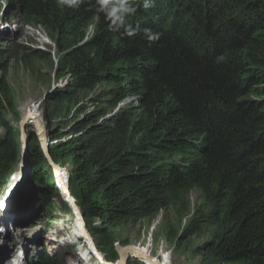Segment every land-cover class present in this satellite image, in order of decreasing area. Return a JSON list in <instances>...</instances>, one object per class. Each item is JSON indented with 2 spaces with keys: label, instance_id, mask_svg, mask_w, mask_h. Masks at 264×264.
<instances>
[{
  "label": "trees",
  "instance_id": "obj_1",
  "mask_svg": "<svg viewBox=\"0 0 264 264\" xmlns=\"http://www.w3.org/2000/svg\"><path fill=\"white\" fill-rule=\"evenodd\" d=\"M4 2L21 24L40 26L54 41L61 54L56 71L73 80L71 87L90 92L108 86L95 100L105 98L111 111L127 97L139 98L137 106L112 116L106 109L88 113L81 127L69 130L80 135L51 150L56 164L76 159L70 192L85 218L98 221L87 229L107 250V261L117 259L110 228L163 210L180 214L187 195L196 191L190 226L199 219L215 231L197 254L212 264H264V0H155L128 17L133 26L159 34L150 46L142 34L110 32L87 4L68 9L57 7L56 0ZM1 42L5 127L15 100ZM23 49L14 46L15 58L41 54ZM221 55L225 59L217 62ZM68 103L67 95L56 102L55 117ZM10 145L0 139L2 180L18 158ZM31 152L37 167L39 160L46 162L41 150L42 159L35 158L34 148ZM45 180L54 185L51 170ZM62 207L73 216L67 202Z\"/></svg>",
  "mask_w": 264,
  "mask_h": 264
},
{
  "label": "rangeland",
  "instance_id": "obj_2",
  "mask_svg": "<svg viewBox=\"0 0 264 264\" xmlns=\"http://www.w3.org/2000/svg\"><path fill=\"white\" fill-rule=\"evenodd\" d=\"M4 1L0 0V40L3 41L1 44L7 55L3 58L2 65L7 66V81L15 100V112L7 114L4 121L5 127L0 126V139L11 141L12 145L9 146L8 151L15 148V151L18 152L20 148H24L25 156L23 162L20 161L21 164L19 162L16 169L12 171V178L6 185H1L6 178L4 180L0 178V198L2 197L0 202L9 199L17 185L22 184V194L18 199L20 204L17 201V204L8 212H15L21 207L16 215L19 219L23 218L18 222L11 221L7 225L17 224L19 225L17 227L21 226L22 229L26 227V229L34 230L35 233L32 235L22 234L20 236L22 241L32 240L37 246L32 251L23 252L22 257L17 256V259L12 256L11 247L8 251L1 249L0 264H18V262H20L19 264H99L87 242L81 236L74 240L71 239L70 235L75 219L62 207V203L66 201L57 188L59 186L57 182L54 185L46 183L45 179L50 175L48 164L39 160L37 167L31 149L36 150V159H42L39 152L41 150L40 143L37 139L39 133L36 132L34 124L24 125L23 121L28 111L33 112L37 117L41 113L44 123L42 131L50 140V150H53L61 143L62 139L59 141L57 139V143L51 141L52 138L58 134L63 136L72 134L69 133V130L81 127L88 113L95 112L97 109H106L107 116H112L116 112L106 108L105 98L99 101L95 100L101 91L109 88L100 84L92 91L84 92L71 87L73 80L60 71H56L61 54L54 41L39 27L22 26L21 23L17 25L18 15L16 13L10 15L11 8H7ZM182 5L185 7L184 16L188 15L187 8L189 7L185 1ZM136 20L137 16H134L133 21ZM91 34L92 31L89 30L87 37L89 38ZM42 37L46 38L45 42L42 41ZM16 44L25 48L22 51L29 55L34 56L38 51L41 54L38 57H32V59H24L22 55L15 58L13 50ZM51 61L53 62L52 66ZM63 95L70 97V103L64 105L60 115L55 117L56 102ZM137 104H127L120 108L137 106ZM57 164L65 169L68 179L74 178L78 166L76 159L68 158L58 161ZM2 165L0 164V170ZM26 195L29 202H25L24 205L22 202L26 199ZM198 202V192L191 191L183 204V208L186 209L182 213L176 214L173 209L163 210L154 217L145 218L119 228H110L108 237L114 239L115 249L128 245L143 247L150 235L153 244L150 251L152 257H156L159 252H162L167 253L170 264H212L202 255H198L196 249L215 234L214 229L199 219L192 227L190 226ZM8 212L2 211L0 215H3L6 220H11L12 218L6 214ZM85 219L88 228H94V225L98 223L90 216H86ZM1 224L3 225L4 222ZM46 235H49L48 237L51 235L55 240H49L48 242L51 243L48 244L45 239ZM0 236L2 235L0 234ZM94 243L102 258L107 260V250L101 247L99 242ZM50 248L54 251H50ZM116 261L110 264H115ZM132 263L144 264L138 258L129 255L125 264Z\"/></svg>",
  "mask_w": 264,
  "mask_h": 264
},
{
  "label": "water",
  "instance_id": "obj_3",
  "mask_svg": "<svg viewBox=\"0 0 264 264\" xmlns=\"http://www.w3.org/2000/svg\"><path fill=\"white\" fill-rule=\"evenodd\" d=\"M28 119L32 120L33 122L35 120L34 116L30 112L28 113V115L26 117V121ZM34 125H35L37 132L39 133V143H40L41 152L44 156L46 163L48 164V167L53 172L55 180H57V182L61 188V191H62V194H63L65 201L71 207L73 216L77 220L78 227H79V230L81 233V237L83 238V240L85 242H87L89 248L92 250V253L96 257V260L99 262V264H110V262H108L107 260H104L102 258L101 253H99L97 251L96 245L94 243L95 241L90 236V234L88 232L84 213L79 208L76 199L72 196V194L70 192L69 179L66 181L62 180L61 168L58 164L54 163V161L51 158L50 140L46 137V135L41 133L40 128L39 129L37 128L36 122H34ZM24 156H25L24 148H20V150L18 152V158H17L16 164H15L13 170L16 169V166L18 165V163L20 161L23 162ZM20 164H21V162H20ZM11 173L8 176L9 179L7 177L5 179V181H3L1 183L2 186L6 185L8 183V181L10 180V178H12ZM21 194H22V184L19 183L17 185V187L11 193L9 199L0 202V212L8 211L9 209H11L14 206V204L17 203ZM115 252H116L117 257H118V260L116 261L115 264H125L126 259L130 254L135 255V257L138 258L140 261H142L144 264H159L158 262L152 261L146 255L142 254V252H140L136 247L131 246V245L124 246V247H117V248H115Z\"/></svg>",
  "mask_w": 264,
  "mask_h": 264
},
{
  "label": "clouds",
  "instance_id": "obj_4",
  "mask_svg": "<svg viewBox=\"0 0 264 264\" xmlns=\"http://www.w3.org/2000/svg\"><path fill=\"white\" fill-rule=\"evenodd\" d=\"M56 3L57 7L68 9H78L81 5L85 4L91 6L96 13V20L99 21L103 17L108 30L119 34L121 37L130 38L142 34L144 39L149 42V46L152 42L159 39V34L153 32L151 28L141 29L139 25L133 26L128 22V17L135 14L138 8H151L154 6L155 0H56ZM18 19L17 17V22H19ZM224 59V56L221 55L217 57V62H222ZM136 98L139 101V98ZM41 129L43 130L42 127ZM43 134L46 135L44 132ZM37 139L39 141V138ZM48 243L50 244V242Z\"/></svg>",
  "mask_w": 264,
  "mask_h": 264
},
{
  "label": "bare ground",
  "instance_id": "obj_5",
  "mask_svg": "<svg viewBox=\"0 0 264 264\" xmlns=\"http://www.w3.org/2000/svg\"><path fill=\"white\" fill-rule=\"evenodd\" d=\"M31 113L33 116V112L31 111H28L27 114L24 116V125L26 124H30V123H34L36 122L37 123V128L41 129L44 128V123L41 119V113L39 114V117L37 116H34V122L32 120L30 121H26V117L28 115V113ZM45 117V116H44ZM29 120V119H28ZM21 126V125H20ZM33 127V126H32ZM35 132V131H34ZM41 133L43 134V131L41 129ZM27 163L29 164L28 160H27ZM27 166V165H26ZM30 168V167H29ZM61 168V166H60ZM27 170V169H26ZM61 172H62V180L63 181H66L68 180V176L66 175V171L65 169H62L61 168ZM28 177V176H27ZM71 179V178H70ZM69 179V180H70ZM55 182H57V180H55ZM29 182L26 184V187L28 186ZM57 185L58 182H57ZM57 188L59 189L61 195L62 194V191H61V188L60 186H57ZM60 195V194H59ZM27 196V195H26ZM2 199V197L0 198V200ZM64 200V199H63ZM22 201H23V198H22ZM29 202V199H28V196L26 197V199L22 202L24 205H25V202ZM18 203L20 204V200L18 201ZM17 204V203H16ZM22 204V205H23ZM28 204V203H27ZM79 204V203H78ZM15 205V204H14ZM14 207V206H13ZM21 207H19L18 209L12 212H8L6 213L8 215V217L12 218L11 220H6L5 217H3V215H0V234L2 236H0V251L1 249H6L7 251L10 249L11 247V250H12V256L17 259L16 257H22V254L23 252H28V251H32L35 249V247L37 246V244H34L31 241H22V237L20 235L22 234H28V235H32L35 233L34 230H30V229H26V227L24 229L20 227H17L19 225H13V226H9L7 224H9L11 221H20L21 219H19V217L16 215L17 214V211L20 209ZM28 211V210H27ZM2 214V213H1ZM28 214H29V211H28ZM74 218V217H73ZM75 219V218H74ZM4 222V224L2 225L1 223ZM74 222V221H73ZM6 223V225H5ZM155 223V222H154ZM72 226V225H71ZM155 227V225H154ZM14 233V234H13ZM151 233V232H150ZM50 234V233H49ZM10 236V237H9ZM49 235H46L45 236V239L47 240L46 242H48L49 240H55L53 237H48ZM71 239L74 240L75 238L77 237H80L81 236V233H80V230H79V227H78V223H77V220L75 219V223H73V228H72V231H71ZM150 236V235H149ZM148 236L147 238V241H146V244L145 246L141 247V246H134L136 247L140 252H142V254L146 255L148 258H150L152 261L154 262H158L159 264H170V258L169 256L167 255V253H162V252H159L158 255L156 257H152L151 254H150V251L153 247V244L151 243V239L150 237ZM33 239V238H32ZM51 243V242H50ZM48 248V247H47ZM161 248V247H160ZM4 251V250H3ZM50 251H54L52 248H50ZM80 251V250H79ZM165 251V250H164ZM166 252V251H165ZM86 253V252H85ZM25 254V253H24ZM39 254H41V252H39ZM38 254V255H39ZM92 254V253H91ZM130 255H133V254H130ZM135 257V255H133ZM136 258V257H135ZM37 259V258H36ZM85 259V258H84ZM108 260V259H107ZM15 262V260H14ZM94 262V261H93ZM20 262H18L19 264ZM141 263V262H140Z\"/></svg>",
  "mask_w": 264,
  "mask_h": 264
},
{
  "label": "built area",
  "instance_id": "obj_6",
  "mask_svg": "<svg viewBox=\"0 0 264 264\" xmlns=\"http://www.w3.org/2000/svg\"><path fill=\"white\" fill-rule=\"evenodd\" d=\"M16 23H17V25H19L20 22H16ZM21 25L22 26H27V25H23V24H21ZM37 27L41 28L40 26H37ZM42 41L45 42L46 41V38H43L42 37ZM137 102H138V99L135 96L128 97L125 100H123L120 104L117 105L115 111L118 110L121 106H125L127 104H129V105H136ZM78 136H79V134H69L68 136H63L62 138H60L62 140L58 139V141L60 140L61 143L62 142H67V141H69L71 139H74V138H76ZM58 141H53V142H57L58 143ZM48 247H49V245H48Z\"/></svg>",
  "mask_w": 264,
  "mask_h": 264
}]
</instances>
